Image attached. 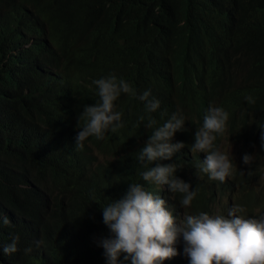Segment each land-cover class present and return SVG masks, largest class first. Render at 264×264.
Instances as JSON below:
<instances>
[{"label": "trees", "instance_id": "1", "mask_svg": "<svg viewBox=\"0 0 264 264\" xmlns=\"http://www.w3.org/2000/svg\"><path fill=\"white\" fill-rule=\"evenodd\" d=\"M171 80L178 83L172 92ZM144 92L161 102L154 119L172 118L174 131L206 117L215 143L228 122L242 151L257 144L264 0H0V264H138L107 222L121 210L110 199L129 185L160 197L161 182L181 179L179 194L190 207L171 198L169 208L181 222L199 214L188 220L192 253L214 190L243 205L233 195L251 190L260 172L232 175L233 165L227 180L196 153L191 170L168 169L156 142L165 131L146 153L137 141L152 121L137 95ZM90 95L85 110L111 123L108 132L77 115ZM177 101L184 108L196 101L195 116L180 114ZM194 135L184 134L188 151ZM104 155L116 160L111 173L99 172ZM257 161L252 166H264V158Z\"/></svg>", "mask_w": 264, "mask_h": 264}, {"label": "clouds", "instance_id": "2", "mask_svg": "<svg viewBox=\"0 0 264 264\" xmlns=\"http://www.w3.org/2000/svg\"><path fill=\"white\" fill-rule=\"evenodd\" d=\"M231 76L235 79L236 71L234 66L231 67ZM147 108V114L149 115V121L146 125V132L137 141L141 143L144 150L147 153L148 141L153 138L162 135L167 129V125L161 119H154V114L161 110V102L155 98H152L150 92H144L143 94H137ZM91 102L90 98L80 103L77 108V115L92 117L94 123L103 127L104 131L112 129L111 123L105 122L102 118L98 117V114L92 111L91 108L85 110L86 104ZM111 97H106V104L110 105ZM168 117V114L163 116ZM154 119V120H153ZM226 128L221 127L222 136L218 143L214 142V128L215 126H208L206 117L195 121H186L185 129L182 136L187 147L185 140V133H191L195 131L194 138L197 142L193 143L191 151L201 155V165L207 166L210 160L223 159L225 166L228 168L227 180L231 174L233 165L234 169L232 175H247L252 174L253 171L247 166L239 167L235 160V155L238 153H246L252 157L264 158V127L262 131L258 132L257 144L249 145L246 151H242L241 144L230 139L228 134V122L224 123ZM232 142L237 144L240 151L235 152L232 156H227L225 151L226 145ZM71 145H74L72 142ZM117 148H122V142L114 145ZM247 151H250L249 153ZM134 152V151H132ZM256 153V155H254ZM101 162V168L99 172H104L109 169L111 173V162L116 161L108 155L99 156ZM150 159V158H148ZM144 159V161H149ZM150 162V161H149ZM261 186L258 191H255L254 186L257 181L251 182V190L237 192L233 196L241 197L248 204L253 212L249 213L251 216L243 214L241 210L237 211L236 208L230 207L227 211L226 222L233 234L228 235L223 239L221 243V250L216 253L214 251L213 244L206 237L205 233H202L194 242V250L197 256L190 255L189 247L186 244V239L189 235H192V230L189 228V215L186 216L185 222L182 219L176 218L171 213L169 208V201L171 198L177 199L185 208L190 207L188 203L179 194L174 183H168L162 186L163 192L166 189L170 190V194L167 199L162 195L159 197L157 194H150L146 197L140 196L139 192H136L130 188V185L124 192L118 193L116 198L110 199L111 204L121 208L116 210L114 214L107 220L108 224H112V229H116L122 233L125 237V245L131 250L139 262L138 264H181L184 260H192L198 263L200 259L201 264H210L213 261L226 260L227 264H233L234 256L237 258V264H264V229L260 230L261 221H264V172L261 173ZM123 182L129 183L125 176ZM226 207V203H220L218 209L220 212ZM237 214L238 221L247 229V231L236 230L237 224L233 219L232 214ZM202 223L209 227L210 216L207 212L204 213ZM253 239L249 237L252 234ZM213 234V229L208 230ZM249 232V233H247ZM116 237L114 232H111V239L114 243ZM257 240V241H255ZM262 242V243H258ZM234 243L232 248L228 247V244ZM248 245V247H245ZM237 248L238 250L234 249ZM204 249L208 250V253L204 252ZM197 250V252H196ZM153 253L157 254V257H153Z\"/></svg>", "mask_w": 264, "mask_h": 264}, {"label": "bare ground", "instance_id": "3", "mask_svg": "<svg viewBox=\"0 0 264 264\" xmlns=\"http://www.w3.org/2000/svg\"><path fill=\"white\" fill-rule=\"evenodd\" d=\"M120 70H122V69H120ZM116 73H117V71H116ZM127 77H128V74H127ZM134 77H135V79H137L136 76H134ZM121 78H123V77H121ZM105 79H107V78H105ZM128 81H127V83H128ZM109 82H110V79H109ZM122 82H123V80H122ZM104 83L107 84V81L104 82ZM112 83H115V81L112 82ZM118 83L119 82H117V84ZM100 84H101V82L99 83V85ZM106 84H104V85H106ZM123 85H124V83H123ZM113 86H114V84H113ZM119 87H117V88H119ZM171 87H172V90H171V92H172L178 87V83H176L174 80H171ZM127 88H129V86ZM130 89H128V90H130ZM107 90L108 89H106V91ZM121 90H120V93H121ZM116 91H118V89H116ZM111 92H112V90H111ZM204 94L200 98L204 97ZM128 95H129V93H128ZM196 101H194V102L188 101V102H190L191 105H193V104H195ZM177 104L179 106L180 114L188 116V117L195 116V112L193 110H191V108H190L191 105L190 106L187 105L184 108V105L180 104L178 101H177ZM162 121L167 125V129L165 130V133H164L163 136L157 138L156 142L159 145V147L163 151H165L166 154L160 158V162H162L168 169H172L175 172H178L180 170H184V171L191 170L193 165L196 163L198 157H197V155L194 152L188 151L186 149V147H185V143H184L183 136H182V133H183V130L185 129V126H182L177 131H174V129H170L169 128L172 125V122L174 121L172 118H162ZM252 158H253L252 156H250V155H248L246 153H238V154L235 155V160L238 163L239 167L247 166V167L251 168L252 171H254V172H260V173L264 172V166L260 167V168H257L256 166H252V165L248 166L247 165L248 161L251 160ZM255 158L257 159V157H255ZM190 161H192V162H190ZM209 163H210V167H214V166L216 167V171H217L218 175L220 174V171L221 172H227L228 171V168L225 166V161L223 159L210 160L208 162V165H209ZM171 182L175 184L177 190L180 193V190H181L182 184H183L181 179L180 180H175V179L172 180L171 179L169 182H166V183H162L161 182V188H162L163 185L171 183ZM169 194H170V190L169 189H166L163 192V195L165 196V199L168 198ZM145 196H147V190L145 191L143 197H145ZM211 200L213 202L211 204V209L207 213V215H211L210 216L211 217L210 218V225H212V226L209 225V227H206V225H204L202 223V221H201L200 225H202V228H203L202 233L206 234V237L213 244V246H214L213 249H214V251L216 253L218 251V249L221 248V243H222L223 239H225L230 234L234 235L233 231L230 229V227L228 226V224L226 222V215H227L228 209L230 207H234V208H236L237 211L241 210L243 212V214H245L247 216H251L249 213L253 212V209L248 204H246L245 201H244V203H243V205L241 207H237V206H235V202L233 200H231V199H229V200L228 199H226V200L223 199L222 198V190H219V191L218 190H214V193L211 196ZM222 202L226 203V207L223 210V212H220L219 209H218V205L220 203H222ZM198 216H199V214L189 215L188 219H193V220L194 219H198ZM232 216H233L234 221L237 224L236 230L238 229V231H247V229L238 221L237 214L233 213ZM224 223L227 224V227H225ZM210 229L214 230L213 234H211V232L208 231ZM226 229H228V233L227 234H225ZM259 229L260 230L264 229V221H261V226L259 227ZM253 231H254V228H252V234H249V237L251 239H253ZM247 233H249V232H247ZM255 241H257V240H255ZM258 243H262V242H258ZM233 245H234V243H230V244H228V247L232 248ZM245 247H248V245H245ZM204 252L208 253V250L204 249ZM190 255L197 256L196 253H192L191 251H190ZM198 262L201 264L200 259L198 260ZM220 263H221V259L218 260V261H213L210 264H220ZM182 264H198V263H195L192 260H184L182 262Z\"/></svg>", "mask_w": 264, "mask_h": 264}, {"label": "rangeland", "instance_id": "4", "mask_svg": "<svg viewBox=\"0 0 264 264\" xmlns=\"http://www.w3.org/2000/svg\"><path fill=\"white\" fill-rule=\"evenodd\" d=\"M225 151L227 153V156H232L235 152L240 151V149H239L237 144L235 145L234 143L229 142L226 145ZM254 155H256V153H254ZM257 162H258L257 159L255 157H253L251 160L248 161L247 165L251 166L253 163L256 164ZM262 178L264 179V176ZM262 184H264V182H262ZM260 186H261V180L260 181L258 180L254 186L255 191H258L260 189ZM224 225H225V227H227L226 223H224ZM227 233H228V229H226V231H225V234H227Z\"/></svg>", "mask_w": 264, "mask_h": 264}]
</instances>
